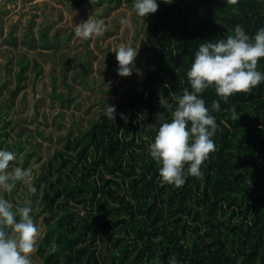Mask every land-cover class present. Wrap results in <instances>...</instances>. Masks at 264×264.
Wrapping results in <instances>:
<instances>
[{
    "label": "trees",
    "instance_id": "1",
    "mask_svg": "<svg viewBox=\"0 0 264 264\" xmlns=\"http://www.w3.org/2000/svg\"><path fill=\"white\" fill-rule=\"evenodd\" d=\"M106 2L133 5H93ZM158 3L141 17L150 70L114 103L115 121L103 110L47 161L41 264H168L173 255L180 264H264V82L227 102L214 87L202 94L207 107L218 100L221 109L212 112L216 147L202 177L188 176L179 188L166 183L149 154L156 114L170 116L160 96L175 103L191 91L186 70L200 43L226 38L236 25L249 35L264 27V0ZM257 68L264 72V58Z\"/></svg>",
    "mask_w": 264,
    "mask_h": 264
},
{
    "label": "rangeland",
    "instance_id": "2",
    "mask_svg": "<svg viewBox=\"0 0 264 264\" xmlns=\"http://www.w3.org/2000/svg\"><path fill=\"white\" fill-rule=\"evenodd\" d=\"M122 17L126 24L121 23ZM87 19L100 21L102 28L85 40L77 37L75 30ZM144 33L142 18L133 5L0 0V149L17 157L7 171L14 166L32 169L31 177L17 182L11 192L0 190V195L14 210L32 204L38 228L33 264H41L37 246L47 230L41 209V178L47 161L107 104L114 105L132 93L149 72ZM122 43L139 47L135 60L139 72L134 70L130 76L117 72L112 50Z\"/></svg>",
    "mask_w": 264,
    "mask_h": 264
},
{
    "label": "clouds",
    "instance_id": "3",
    "mask_svg": "<svg viewBox=\"0 0 264 264\" xmlns=\"http://www.w3.org/2000/svg\"><path fill=\"white\" fill-rule=\"evenodd\" d=\"M95 4L98 0H90ZM171 4L173 0H163ZM235 3L236 0H230ZM135 13L147 17L159 8L158 0H133ZM126 18L121 23L126 24ZM102 25L98 20H89L78 24L75 35L89 39L100 33ZM118 61L117 72L120 76H130L136 70L135 60L139 47L131 43L119 44L113 50ZM264 58V27L249 35L241 25H236L226 38L200 43L194 59L186 70L191 86L175 97V103L160 96L159 105L164 111L156 114V134L149 145V154L159 166L160 178L176 187L186 183L188 176H203L202 165L209 154L215 151L214 136L217 123L212 112H219L220 102L213 101L207 107L202 94L214 87L216 94L225 102L237 92H250L264 82V72L257 68L258 60ZM231 118L239 119L240 113L231 109ZM109 119L116 118L114 105H108L104 113ZM122 118L127 119L123 113ZM17 159L14 152L0 149V190L11 192L17 182L31 177V168L12 167L11 161ZM35 192V188H32ZM31 202L14 210L13 204L0 195V264H33L31 256L36 249L38 228L32 215ZM168 264H180L175 255Z\"/></svg>",
    "mask_w": 264,
    "mask_h": 264
}]
</instances>
